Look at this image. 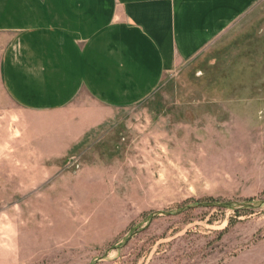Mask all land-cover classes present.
Masks as SVG:
<instances>
[{
	"label": "rangeland",
	"instance_id": "1",
	"mask_svg": "<svg viewBox=\"0 0 264 264\" xmlns=\"http://www.w3.org/2000/svg\"><path fill=\"white\" fill-rule=\"evenodd\" d=\"M89 107L0 102L1 264H264L262 28Z\"/></svg>",
	"mask_w": 264,
	"mask_h": 264
},
{
	"label": "crops",
	"instance_id": "2",
	"mask_svg": "<svg viewBox=\"0 0 264 264\" xmlns=\"http://www.w3.org/2000/svg\"><path fill=\"white\" fill-rule=\"evenodd\" d=\"M261 6L264 0H0V102L34 115L137 106L227 32L258 36Z\"/></svg>",
	"mask_w": 264,
	"mask_h": 264
},
{
	"label": "water",
	"instance_id": "3",
	"mask_svg": "<svg viewBox=\"0 0 264 264\" xmlns=\"http://www.w3.org/2000/svg\"><path fill=\"white\" fill-rule=\"evenodd\" d=\"M264 204V201H262L259 205H263ZM202 205H204V206H213V207H215V206H217V207H229V205H227V204H222V203H215V204H201V205H199V206H202ZM244 206L245 207H248V208H250V207H253V205H251V204H249V203H244ZM194 206L193 205H190V206H188V207H186V208H193ZM171 214V213H170Z\"/></svg>",
	"mask_w": 264,
	"mask_h": 264
}]
</instances>
